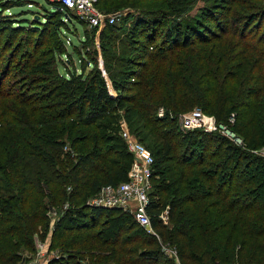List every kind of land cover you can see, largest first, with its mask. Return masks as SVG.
<instances>
[{"label":"trees","instance_id":"1","mask_svg":"<svg viewBox=\"0 0 264 264\" xmlns=\"http://www.w3.org/2000/svg\"><path fill=\"white\" fill-rule=\"evenodd\" d=\"M12 1L0 0V264H19L34 236L57 249L46 264H177L161 244L180 264H264V0H211L195 14L199 0H96L103 12L126 9L99 36L114 96L85 21L51 3L26 27L2 14ZM72 18L83 25L78 45L62 39ZM195 107L242 142L181 129L179 115ZM120 116L153 156L154 233L120 208L86 205L126 179ZM65 202L50 230L46 213Z\"/></svg>","mask_w":264,"mask_h":264},{"label":"built area","instance_id":"2","mask_svg":"<svg viewBox=\"0 0 264 264\" xmlns=\"http://www.w3.org/2000/svg\"><path fill=\"white\" fill-rule=\"evenodd\" d=\"M56 4V9L64 12L67 16H76L85 21L88 26L102 27L106 23H113L120 16L121 10L103 12L96 5V0H47ZM68 76V73L65 72ZM111 95L115 91L108 88ZM121 113V111H119ZM158 116L164 115V110L159 107ZM233 121V117H230ZM181 129H190L200 127L205 131L218 130L221 133L232 137L237 143H241V138L235 136L234 132L222 122H217L215 118L204 113L200 108L195 107L188 112L182 113L177 119ZM118 134L126 143L128 151L132 154V161L128 167L126 179L115 184H103L96 193L86 200V205L104 208H120L129 212L135 222L145 228L148 232L154 233L150 226V216L147 212L149 202V192L151 189L150 175L152 171L153 156L151 151L130 131L128 123L123 116L118 119ZM264 156V147L259 150ZM69 204L65 202L62 206V212L68 208ZM50 211V210H49ZM159 218L163 223L168 221L167 207L159 213ZM43 242L38 241V245ZM161 249L165 254L174 258L177 264H180L176 250L166 244H161ZM54 255V254H53ZM52 255V256H53ZM238 264V263H236Z\"/></svg>","mask_w":264,"mask_h":264},{"label":"rangeland","instance_id":"3","mask_svg":"<svg viewBox=\"0 0 264 264\" xmlns=\"http://www.w3.org/2000/svg\"><path fill=\"white\" fill-rule=\"evenodd\" d=\"M212 1H214V0H212ZM212 1L211 0H199L197 2H193V3H191V5L189 7L188 13L189 14H195L198 12L199 7H201L204 4H210V2H212ZM214 2H219V1L216 0ZM9 4H10V7L7 9H4L2 11V14L9 15V16L13 17L14 19L19 20L21 23L25 22L24 24H26V27L32 26L34 24H40L41 21H43V20L45 21L44 18H46V16H47L46 14H48L47 11H54L53 5L50 2H48L47 0H13ZM261 4H262V6H264V1L263 2L261 1ZM159 5H161L160 0H148V1H142L139 3V6H145L147 8L150 6L151 7H158ZM120 10L122 11L120 16L125 14L124 10H126V9H120ZM63 17H65V16L63 15ZM56 18H58V16H56ZM53 19H51V20H53ZM78 21L79 20L72 18V20L68 22V29H67L68 32L62 33V39H64L66 44H68L69 41L72 40V42L74 44L78 45L79 38H81L83 35V25L81 23H79ZM52 23L55 24L54 22H52ZM84 23H85L84 29H86L84 31L87 32L86 33L87 38H88L87 40L90 41L89 47L90 48L96 47V49H97L96 58L98 60L99 67L102 70V74L105 77L107 87L110 89L111 84L109 82L105 68L103 66L100 48H99L100 29L103 26L102 27H96V29L94 31H91V27L88 26V24L86 22H84ZM116 23L121 24V17H118L116 19ZM50 33L51 32L49 31L48 35ZM89 41H87V42H89ZM72 49H73V46L68 45V51L72 52ZM73 58L76 60L78 58V55L74 53ZM74 65L79 68V62L77 60L75 61ZM129 129L131 132L136 134L135 136L137 138H140L145 144H147L148 139H142L141 138L142 135L137 134L136 131L133 130V127L129 126ZM50 208H51V209H49L50 211L48 210V212L46 214H48L49 223H50L49 228L51 230L54 222L57 221L59 216L61 215L62 210H61V207H58V206H52ZM34 237H35L34 239L36 242L37 237L36 236H34ZM48 237H47V239H48ZM37 244L38 243L36 242L35 243V249L33 252L32 251L30 252L28 249H22L21 250V254H22L21 257L22 258L19 261V264H46L47 258L49 259L52 257L53 254L58 253L57 249H51L50 251H47V254H45V253L40 254L39 245H37ZM36 246H38V248ZM45 246H46V244H45ZM79 260H80L79 264H89L87 262L86 258H81V259L79 258ZM238 264H240V263H238Z\"/></svg>","mask_w":264,"mask_h":264},{"label":"crops","instance_id":"4","mask_svg":"<svg viewBox=\"0 0 264 264\" xmlns=\"http://www.w3.org/2000/svg\"><path fill=\"white\" fill-rule=\"evenodd\" d=\"M49 239H50V237H48V239L46 238L44 241H43V243L42 244H40L39 245V249H40V254H43V253H45V254H47V251H50L49 249H48V244H49ZM38 239H37V243H38ZM35 242V243H36ZM45 244H46V246H45ZM38 245V244H37ZM37 248H38V246H36ZM47 260H48V258H47ZM47 260H46V262H47Z\"/></svg>","mask_w":264,"mask_h":264}]
</instances>
